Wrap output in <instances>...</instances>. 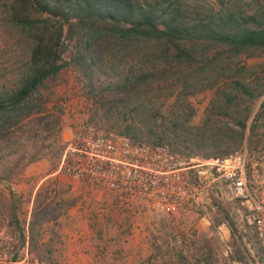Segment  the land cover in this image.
Here are the masks:
<instances>
[{"label": "rangeland", "instance_id": "1", "mask_svg": "<svg viewBox=\"0 0 264 264\" xmlns=\"http://www.w3.org/2000/svg\"><path fill=\"white\" fill-rule=\"evenodd\" d=\"M9 1L0 0V89L17 86L30 46L25 33L4 21V5ZM184 1L220 6L218 0ZM223 1L243 10L253 8L256 1L264 3ZM65 30L62 54L69 60L76 53L79 36H68L67 25ZM122 45L116 43L103 54L102 67H93V88L90 76L74 64L46 81L32 100L42 112L16 119L10 136L0 144V255L7 253L8 261L1 262L0 258V264H264L257 255L261 246L249 221L248 208L234 198L222 180L204 192L201 203L187 204L175 214L156 212L140 203L127 209L110 191L101 200L94 199L89 189L75 194L58 179L66 178L61 173L41 183L33 199L42 177L58 170L67 140L81 120L113 132H117L112 129L116 122L125 119L165 129L172 137L164 144L186 159L219 157L228 143L230 154L246 147L250 185L254 190L264 189V135L251 142L247 130L241 141L237 123L250 114V126L264 100V54L245 53L236 58L244 69L239 78L249 85L251 95L237 90L232 84L235 79L220 78L213 81V86H205L204 82L195 89L191 87L187 95L182 94V88L162 89L149 99L111 110L108 119L105 114L109 106L97 103L92 91L95 95L131 69L146 67L153 51L138 45L123 49ZM144 141L150 142L147 137ZM43 185L39 201L49 194L48 200H52L59 216L57 221L44 224L36 234L37 243L29 246L21 243L22 230L28 234L37 193ZM226 214L243 238L241 244L247 256L244 263L233 260V239ZM73 240L82 244L84 257L78 262H65L63 256ZM14 257L18 262L13 261Z\"/></svg>", "mask_w": 264, "mask_h": 264}, {"label": "trees", "instance_id": "2", "mask_svg": "<svg viewBox=\"0 0 264 264\" xmlns=\"http://www.w3.org/2000/svg\"><path fill=\"white\" fill-rule=\"evenodd\" d=\"M220 6L188 4L184 0H10L4 5V21L20 29L29 37V55L21 66V78L13 89H0V144L11 134L16 119L41 113L42 108L32 100L49 79L57 76L71 64L82 68L92 77L94 66L102 67L103 54L114 45L123 43L122 48L134 45L152 48L144 68L131 69L115 83H109L93 95L97 103L108 105L110 111L119 106L146 100L162 89L182 88L183 95L191 87L215 85L220 78L235 79L232 84L244 94L251 95L249 85L240 80L244 70L236 61L241 54H264V3L256 1L250 10L226 5ZM68 26V36L78 33L76 53L64 60L63 38ZM114 40V42H113ZM232 99V97H230ZM238 120L240 139L251 142L264 135V100L259 111ZM109 119V118H108ZM156 125V118L152 121ZM118 128H117V125ZM112 129L130 137L134 142L145 137L150 143L164 144L172 137L165 129L146 127L131 120L117 121ZM116 126V127H115ZM219 157L229 155L230 145ZM214 156L208 155V158ZM45 185L41 186L29 223L28 234L22 230V242L34 246L39 229L59 216L52 206L49 194L39 201ZM47 191V189H46ZM12 217L16 220L15 211ZM229 220L233 239V260L244 263L246 251L238 236L235 222ZM18 225V224H17ZM261 247L257 255L264 261ZM14 262H18L14 257ZM39 264H43L40 262ZM205 264H209L208 261Z\"/></svg>", "mask_w": 264, "mask_h": 264}, {"label": "built area", "instance_id": "3", "mask_svg": "<svg viewBox=\"0 0 264 264\" xmlns=\"http://www.w3.org/2000/svg\"><path fill=\"white\" fill-rule=\"evenodd\" d=\"M248 164L246 147L225 157L186 159L167 144L134 142L81 120L67 140L57 172L93 189L115 193L124 206L140 203L164 214L201 203L204 192L222 180L234 198L247 206L264 252V189L254 190L250 185ZM0 258L8 262L7 253Z\"/></svg>", "mask_w": 264, "mask_h": 264}, {"label": "crops", "instance_id": "4", "mask_svg": "<svg viewBox=\"0 0 264 264\" xmlns=\"http://www.w3.org/2000/svg\"><path fill=\"white\" fill-rule=\"evenodd\" d=\"M57 174H58V172L54 171V172L42 177L41 181L39 182L38 186L36 187V189L34 191L33 199L35 197L36 191L39 188L40 184L43 183L44 181H46L47 179L51 178V177L57 176ZM58 179L63 181L64 183H67V185H69L72 188V192H74L75 194H79V193L84 194L89 189L92 197L94 199H97V200H101L106 195V192H108V190L93 189L90 186H88L86 183H81V182L73 180L67 176H66V178H63L62 176H58ZM111 193H113V192H111ZM113 194H115V193H113ZM115 196H116V194H115ZM116 198H117V196H116ZM116 201L120 205H122L123 207L130 209V206H124V204H122L118 198L116 199ZM132 208H134V207H131V209ZM76 234H78V231H76ZM81 248H82V244H80L77 240L70 241V243L68 244L67 252L63 256L64 261L65 262H78V261H80L84 257V254H82Z\"/></svg>", "mask_w": 264, "mask_h": 264}]
</instances>
